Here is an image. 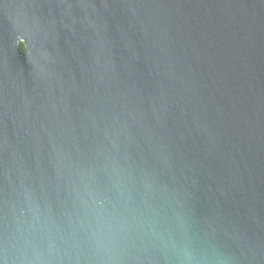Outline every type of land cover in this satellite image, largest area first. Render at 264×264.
Instances as JSON below:
<instances>
[{
    "label": "water",
    "instance_id": "95a60500",
    "mask_svg": "<svg viewBox=\"0 0 264 264\" xmlns=\"http://www.w3.org/2000/svg\"><path fill=\"white\" fill-rule=\"evenodd\" d=\"M0 264H264V0H0Z\"/></svg>",
    "mask_w": 264,
    "mask_h": 264
},
{
    "label": "flooded vegetation",
    "instance_id": "af4514ba",
    "mask_svg": "<svg viewBox=\"0 0 264 264\" xmlns=\"http://www.w3.org/2000/svg\"><path fill=\"white\" fill-rule=\"evenodd\" d=\"M24 48V47H23Z\"/></svg>",
    "mask_w": 264,
    "mask_h": 264
}]
</instances>
